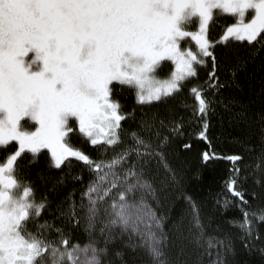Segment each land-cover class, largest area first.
I'll use <instances>...</instances> for the list:
<instances>
[{
  "label": "snow or ice",
  "instance_id": "obj_1",
  "mask_svg": "<svg viewBox=\"0 0 264 264\" xmlns=\"http://www.w3.org/2000/svg\"><path fill=\"white\" fill-rule=\"evenodd\" d=\"M221 14L232 22L210 38ZM229 38L258 46L233 54L231 77L222 79L225 57L216 46ZM262 52L264 0H0V264H145L126 251L137 248L147 264H240L232 234L219 224L210 231L191 196L175 210L181 174L167 152L183 118L141 111L129 128L135 110L125 109L120 93L128 87L141 104L164 103L187 87L206 141L217 105L252 128L256 186L245 187L248 173L234 166L217 199L223 209L240 207L229 223L251 249L264 239ZM232 86L240 91L225 101L221 90ZM79 137L99 148V158L74 143ZM41 158L60 176L37 197L35 181L21 173ZM74 159L90 174L72 176L82 184L79 203L75 188L60 197L56 186ZM77 230L85 242L73 239Z\"/></svg>",
  "mask_w": 264,
  "mask_h": 264
},
{
  "label": "trees",
  "instance_id": "obj_2",
  "mask_svg": "<svg viewBox=\"0 0 264 264\" xmlns=\"http://www.w3.org/2000/svg\"><path fill=\"white\" fill-rule=\"evenodd\" d=\"M218 26L214 27V31H218ZM258 46V42L254 43ZM253 44H230L222 45L217 49V55L225 57L220 65V75L222 79H229L231 73L229 68L233 62V54L241 53L249 54ZM264 55V52L261 53ZM207 68L200 70V78L205 77ZM241 82L246 78L243 73L240 74ZM240 90L234 86L226 87L221 90L225 101L232 95H236ZM120 99L123 106L129 112L135 110L136 118L128 121V127H135L136 119H139L141 111L151 114L157 112L169 118H183V127L179 130V134L173 135L171 143L168 146V159L170 163L180 172L181 181L177 190L173 193L176 209L187 208L185 195L191 196L193 200L200 206L201 215L209 230L212 231L216 224H219L220 231H227L232 234L236 241L235 259L240 264H264V239L255 241V247L251 249L244 248L241 245L239 236L241 229L233 226L229 221L232 218L241 217V209L236 203L230 205L227 209L221 208L217 203L218 197L222 196L227 189L225 188L226 180L232 175L231 169L238 166L241 173H248L247 179L244 181L245 187L251 189L255 185V179L258 178L256 170L257 158L256 152L249 150L253 142L258 144V139L252 128L244 122L234 121L229 118L228 111L220 105H217V111L211 117V124L208 129L209 139L206 141L197 136L200 130V124L197 123L195 116L191 112L193 98L187 87L177 96L169 98L164 103L152 102L151 104H141L136 100L135 91L132 88L126 87L120 93ZM188 105V107H184ZM259 108V103L256 105ZM76 139V140H75ZM74 143L84 150L87 154L94 158H99L100 150L97 152V146L91 145L87 139L75 138ZM190 146L182 147L181 145ZM215 151L222 154V158H210L205 161L202 153L204 151ZM232 153H239L243 160L233 162L227 157ZM85 179L89 177V172L84 169L80 161L73 160L70 172L65 173V182L57 184L58 194L60 197L66 195L71 189L75 188V196L77 202L80 200V191L82 184L80 181L73 180L72 176L81 172ZM27 174L33 179L37 185V197L52 188L59 180L60 170L47 168L43 158L39 163L24 165V170L21 173ZM235 200V198L233 197ZM260 201H253L252 206L260 205ZM78 212L82 209H77ZM210 221V223H209ZM261 233L264 234V223L259 225ZM126 238V237H125ZM73 239L83 243L88 239L87 233L82 230H77L73 233ZM130 257H136L138 261H144L147 264L148 257L143 249L137 248L135 252L131 249H126ZM207 259V258H206Z\"/></svg>",
  "mask_w": 264,
  "mask_h": 264
},
{
  "label": "flooded vegetation",
  "instance_id": "obj_3",
  "mask_svg": "<svg viewBox=\"0 0 264 264\" xmlns=\"http://www.w3.org/2000/svg\"><path fill=\"white\" fill-rule=\"evenodd\" d=\"M229 22H232V17L230 16V14H221L219 17H217L214 21L210 22V29H209V36L210 38H213V39H218V33L220 35V33L223 31L224 29V25L226 23H229ZM215 26H218V31H214V27ZM242 43H246V44H249L248 42L246 41H240L236 38H229V41L224 44V43H218L217 46H216V52H217V49L218 47H221L222 45L224 46H227V45H230V44H242ZM256 42H252V44H254ZM206 69L207 67L206 66H203L201 67V69ZM200 69V70H201ZM81 138V140L83 141V139H86V138H83V137H79ZM76 140V139H75ZM74 140V141H75ZM84 151V150H83Z\"/></svg>",
  "mask_w": 264,
  "mask_h": 264
},
{
  "label": "rangeland",
  "instance_id": "obj_4",
  "mask_svg": "<svg viewBox=\"0 0 264 264\" xmlns=\"http://www.w3.org/2000/svg\"><path fill=\"white\" fill-rule=\"evenodd\" d=\"M211 22H212V21H211ZM213 29H214V28H213ZM221 33H222V32H221ZM221 33H220V34H221ZM218 36H219V33H218ZM146 87H151V85H146ZM96 149H97V152H98V151H99V148L97 147Z\"/></svg>",
  "mask_w": 264,
  "mask_h": 264
}]
</instances>
